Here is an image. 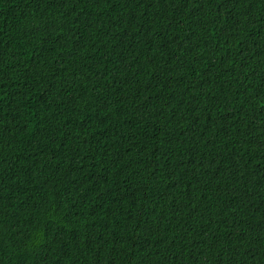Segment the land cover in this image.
<instances>
[{
    "label": "trees",
    "instance_id": "trees-1",
    "mask_svg": "<svg viewBox=\"0 0 264 264\" xmlns=\"http://www.w3.org/2000/svg\"><path fill=\"white\" fill-rule=\"evenodd\" d=\"M0 264H264V0H0Z\"/></svg>",
    "mask_w": 264,
    "mask_h": 264
}]
</instances>
